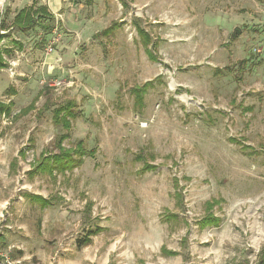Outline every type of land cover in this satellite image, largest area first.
<instances>
[{
  "label": "rangeland",
  "instance_id": "rangeland-1",
  "mask_svg": "<svg viewBox=\"0 0 264 264\" xmlns=\"http://www.w3.org/2000/svg\"><path fill=\"white\" fill-rule=\"evenodd\" d=\"M31 2L48 7L51 29L12 28ZM49 2L0 0L11 32L2 45L13 50L0 99L15 115L45 92L28 114L0 123V231L36 253L34 264H255L264 246V0ZM113 22L114 33L94 37ZM147 81L137 107L131 89ZM67 101L76 117L63 146L83 140L88 152L72 170L31 178L41 152L58 151L64 130L53 109ZM212 200L220 224L202 228ZM0 241L14 259L25 254Z\"/></svg>",
  "mask_w": 264,
  "mask_h": 264
},
{
  "label": "trees",
  "instance_id": "trees-1",
  "mask_svg": "<svg viewBox=\"0 0 264 264\" xmlns=\"http://www.w3.org/2000/svg\"><path fill=\"white\" fill-rule=\"evenodd\" d=\"M125 4V3H124ZM51 14L48 13V8L46 6H30L28 8H23L16 13L12 21V28H17L22 31L32 30L36 26L40 25L43 28L51 29L49 25H47L44 21L48 18H51ZM137 23V24H136ZM135 27L143 38V43L146 48V52L148 56L152 60H157L158 57L155 53V50L152 49L154 47L153 39L149 32H147L144 28H142L138 21L135 19ZM117 22H113L107 28L97 32L94 37L100 36H109L114 33L117 28ZM238 31L234 32V37L238 35ZM11 36V32L9 31V27L6 25L5 21H0V69L7 68L9 66V61L7 56L10 55V50L2 45V41ZM151 46V47H150ZM240 65H243V60L240 62ZM218 71V70H217ZM153 85V81H147L142 85H137L131 89V92L135 94V105L138 107L144 105V95L149 87ZM44 91H40L38 95L32 100V102L27 106L22 108L19 113L13 115V102H6L0 99V123L4 117L11 118L13 120H17L18 118L28 114L32 109L35 108L36 102L38 99L44 94ZM15 94V90L11 91V95ZM51 98H46V103L43 105L42 110L48 111L50 110ZM75 103L73 101H67L65 104L57 106L53 109L54 121L63 127L64 132L60 135L55 145L58 148L57 152L47 153V150L41 152L40 157L32 163V169L29 171V175L33 178L37 173H49L51 176H54V171H58L61 173H65L66 171L74 169V167L80 163H82V156H84L88 150L85 148V144L83 140L77 142L74 147H65L63 146V142L70 137V131L72 128V119L76 117V113L74 110ZM42 111V112H43ZM95 150H90L89 153L94 152ZM24 155V152L21 153ZM147 168L153 167L151 165H147ZM40 203L42 207L50 204L49 198H45L42 195L34 196ZM218 203V200L208 201L206 203L207 214L203 216L200 220V225L202 228L210 227V226H218L220 224L221 218L216 216L213 213L214 206ZM101 227L96 226L89 229L85 236L78 241V246L83 247L91 243L92 237L100 233ZM163 253L175 255L178 252L169 251L165 247L162 248ZM138 264H145L144 262H139ZM255 264H264V246L259 250L256 258Z\"/></svg>",
  "mask_w": 264,
  "mask_h": 264
},
{
  "label": "crops",
  "instance_id": "crops-1",
  "mask_svg": "<svg viewBox=\"0 0 264 264\" xmlns=\"http://www.w3.org/2000/svg\"><path fill=\"white\" fill-rule=\"evenodd\" d=\"M49 1L51 2V0H49ZM50 2H49V5L51 4ZM31 3L29 4L30 6H33V5L36 6V7L38 6L37 2H33L32 4ZM20 46H21V44H20ZM7 48L10 50V49H12V46H7ZM12 53H13V50L10 52V55H12ZM8 61L10 63L9 58H8ZM12 63H13L14 67H17L18 65H22L23 64L22 59H18V57L13 58ZM21 157H22V154H21ZM17 163H18V158H14L12 160L11 164H10L11 168L13 169V171L16 170L17 165H18ZM31 169H32V164H31L30 170ZM1 207H2V210H3V206H1ZM3 221H6V220H3ZM8 221H9V219H7L6 223ZM0 222H1V220H0ZM10 225H11V223H7L6 226H8V228H11L12 226H10ZM1 227H3V226H1ZM10 231H11V233H15V231H13V230H10ZM8 234H9V232H4L3 230L0 231V240H2L3 243H6V245L8 247H10L14 252L15 251H19V254H22L20 251L21 250L25 251V254L23 253L22 255H19V258H17V260L20 261L21 264H23V263L34 264V263H32V261H34V259H33L34 256L33 255H36V253H34L32 255L29 254V253H26V249L28 250V248L26 247V244L24 242H12L11 240H9ZM27 252H29V251H27ZM38 259H40L41 261L38 260L37 264H52V261H50V259L49 260L44 259V258L43 259L42 258H38ZM118 263L120 264V262H118Z\"/></svg>",
  "mask_w": 264,
  "mask_h": 264
},
{
  "label": "built area",
  "instance_id": "built-area-1",
  "mask_svg": "<svg viewBox=\"0 0 264 264\" xmlns=\"http://www.w3.org/2000/svg\"><path fill=\"white\" fill-rule=\"evenodd\" d=\"M0 264H21V262L17 259H14L10 253V250L4 248L0 244Z\"/></svg>",
  "mask_w": 264,
  "mask_h": 264
}]
</instances>
